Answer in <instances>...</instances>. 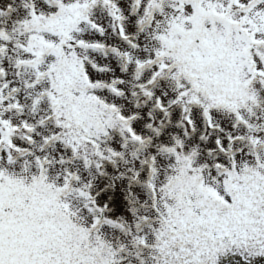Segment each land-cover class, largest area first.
Here are the masks:
<instances>
[{
	"label": "snow or ice",
	"instance_id": "6c2138e0",
	"mask_svg": "<svg viewBox=\"0 0 264 264\" xmlns=\"http://www.w3.org/2000/svg\"><path fill=\"white\" fill-rule=\"evenodd\" d=\"M264 260V0H0V264Z\"/></svg>",
	"mask_w": 264,
	"mask_h": 264
}]
</instances>
